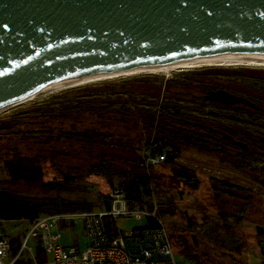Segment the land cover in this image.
Wrapping results in <instances>:
<instances>
[{"label":"water","instance_id":"95a60500","mask_svg":"<svg viewBox=\"0 0 264 264\" xmlns=\"http://www.w3.org/2000/svg\"><path fill=\"white\" fill-rule=\"evenodd\" d=\"M223 52H264V0H0V108L53 83Z\"/></svg>","mask_w":264,"mask_h":264},{"label":"rangeland","instance_id":"374dc122","mask_svg":"<svg viewBox=\"0 0 264 264\" xmlns=\"http://www.w3.org/2000/svg\"><path fill=\"white\" fill-rule=\"evenodd\" d=\"M242 69L250 68L209 67L179 71L169 75H138L94 83L68 89L15 107L1 114L0 118L10 116L14 112H19L21 115H15L14 118L26 116L27 112L34 114L33 111H35L36 107L39 108V111H42L40 113H43L47 106H51L54 112H58V110L68 106L69 103L75 105L74 109L82 111L88 106L104 105L106 101H115L111 108L119 109L121 101L128 100L130 102H127L126 106L129 109L134 110L138 106L144 110L143 101L149 100L146 97V93L142 94V92H153L148 86H161V88L170 86L168 92H164L166 95H164V101L172 104L178 101L173 97L177 92L173 87L179 86L183 81L192 77L189 74L204 70L213 72L210 73L211 80L215 82L217 87L221 84L220 86H225L232 90L243 89L244 91L262 92L260 88H264V72L260 71L261 76H259L257 75L258 72ZM83 88L88 89L79 90ZM182 91H178V96L183 97L179 103L192 108L199 106L201 99L191 101L190 93ZM195 114L197 115L198 113L195 112ZM80 117L83 118L82 121L76 123L73 127L70 123L65 122L62 127L55 129L57 132L62 129L64 131V134L62 133L63 136L66 134L71 136L67 139H57V142L63 140L62 142L64 143L67 140V142L72 140L84 144L85 142L83 141L90 140L89 142L92 145L104 143L114 146L115 149H122L128 153L125 154L127 157H129V152H134L135 150V153L142 156V161L147 158L148 152L142 147L143 137H137V131L120 127L114 122H108L109 135L99 131L95 132L90 125L96 121L87 119L85 115ZM56 118H59V115L50 119L54 120ZM85 119L87 120L85 121ZM34 121L39 126L43 125L42 127H47L50 124L48 122L42 123L43 116H39L38 119L35 118ZM27 127L30 129V127L34 128L35 126L29 125ZM49 127L52 129L53 125L51 124ZM20 128L22 126L19 124L18 129ZM23 129L25 130L26 128ZM73 131L79 136L73 137ZM57 132L54 135H57ZM103 138H107V140H103ZM25 139H27L25 142L30 141L28 142L29 146L34 144L32 135L28 134ZM38 141L35 142L39 143L37 146L43 142L42 139ZM50 142L51 145H57L55 141ZM3 145L4 141L0 140V155L6 152L2 148ZM26 146L27 144L25 146H17V150L25 153L27 150ZM61 153L63 154L64 150H60L58 154ZM217 153L205 154L192 149H184L174 159L173 166L175 168H186L189 172L196 173L202 178L204 177L211 181H226L247 190L248 196L244 194H239V198L224 196L219 200L213 197V191L211 190H209L210 192H203V189L199 187L196 189L179 187L178 185L170 187L172 184L170 180L171 167L173 166H165L161 163L150 167L152 173L160 175L161 181H158L159 185L151 187L149 196L143 199V206L133 207L150 211L155 209V216L167 231L171 241L182 240L184 242V246H182L197 262L193 263L180 255L174 254L176 264H264V245H258L252 238L247 239L245 237V233H254L257 229L264 232V173H260L261 165L250 162V164L246 163V169L244 170L235 169L231 163L225 162L224 158ZM61 161L46 159L40 162V178L43 182H64L74 188L90 192L92 195L100 193L108 195L109 198L114 189L123 188L117 182L109 183L106 178L95 174L61 173V170L64 172V169L67 168L66 163L63 164L64 161ZM57 168L60 172L56 170ZM10 174L1 157L0 181L9 180ZM243 202L248 203L247 211L240 213L239 210L242 208ZM168 210L173 211L176 216L159 213V211ZM144 222L145 219L135 220L129 217L116 218L114 223L118 231L126 233L134 227L142 226ZM26 229L25 225L17 221L0 220V237L17 239L18 241L23 240ZM60 232L61 242L64 246L78 245L80 248L83 247L84 237L78 223H74L73 226H62ZM27 247L35 255L36 247L33 239L28 240ZM17 260L31 261V254L28 251H24Z\"/></svg>","mask_w":264,"mask_h":264},{"label":"trees","instance_id":"16d2710c","mask_svg":"<svg viewBox=\"0 0 264 264\" xmlns=\"http://www.w3.org/2000/svg\"><path fill=\"white\" fill-rule=\"evenodd\" d=\"M210 73L213 72L204 70L191 73L189 75L192 77L188 80L185 79L186 81H183L179 86L173 87L177 90L173 97L178 101L172 104L164 101L166 96L164 92H168L170 86L162 88L161 86H148L153 92H142V94L146 93L149 100L143 101L145 111L138 106L134 110L129 109L126 103L130 101L124 100L121 101L119 109L111 108L115 101H106L101 106H88L82 111L74 109L75 105L69 103L68 106L58 110V112H54L51 106H47V109L40 113L42 111L36 107L33 111L34 114L27 112L26 116L14 118L15 115H21L19 112L13 111L14 113L10 116L0 118V140L4 141L2 148L6 150L0 155V160L2 157L4 165L11 173L9 180L0 181V220H33L42 215L68 214L108 208L110 203L108 195L100 193L92 195L90 192L74 188L64 182H43L40 178L39 164L46 159L64 161L63 164L66 163L67 168L64 169V172L61 170V173L95 174L106 178L109 183L117 182L123 187L119 189L124 193V199L129 206L144 205L143 199L149 196L151 187L159 185L158 181L161 179L159 178L160 175L152 173L151 168L144 167L142 156L135 153V150L129 152V157H127L125 155L128 154L127 152L104 143L92 145L90 140L83 141L84 144L72 140L69 142L67 140L64 143L63 140L56 141L71 136L66 134L64 137L62 129L58 132L55 129L62 127L65 122L70 123L72 127L75 126L76 123L82 121L83 118L80 117L82 115H85L89 120L96 121L90 125L95 132L107 134L109 132L108 122H114L120 127L137 131V137H143L142 147L148 152V156L164 154L165 158L162 165L165 166H173L174 159L181 150L192 149L205 154L219 152L217 154L224 158L225 162L231 163L235 169L244 170L246 163L250 164V162L261 165L260 173H264V143L250 144L243 149L230 143L212 144L201 135L198 128H193L187 123V120L196 121L198 119L197 115H194L197 107H187L179 103L182 99L177 97L178 91H187L191 96L211 89L216 84L211 80ZM86 89L88 88L79 90ZM260 89L264 91V88ZM196 99L200 100L201 97ZM191 101L196 100L192 97ZM56 115H59V118L50 119ZM39 116H43V124L45 122L50 124L47 127L37 125L34 119H38ZM31 120L33 121L28 122ZM19 124L22 126L20 129H18ZM51 124L53 125L52 129L49 127ZM29 125L35 127L29 129L27 127ZM54 131L57 132V135H54ZM28 134L34 137L32 146L28 145L30 141L25 142ZM75 136L79 135L73 131V137ZM39 139H42L43 142L37 146L39 143L35 142H39ZM103 140H107V138H103ZM50 141L57 142V145H51ZM26 144L25 153L17 150V146H25ZM60 150H64V153L58 154ZM56 170L59 171L58 168ZM171 172L172 184L170 187L178 185L193 189L199 187L203 189V192H210L209 190H211L213 197L219 200L224 196L231 198H239V194L248 196L247 190L226 181H211L202 178L183 167L175 168L173 166ZM247 206L248 203L243 202L239 212H246ZM159 213L176 216L170 210L159 211ZM146 227L158 228L159 223L149 218ZM245 237L247 239L252 238L258 245H264V232L259 229L254 233H245ZM170 242L173 254L180 255L193 263L196 262L183 247L184 242L182 240L176 239L174 242L170 239ZM16 245H18V240L12 239L10 246L13 250ZM47 259L48 257L39 248H36L34 260L37 263H44ZM13 264H31V261L16 260Z\"/></svg>","mask_w":264,"mask_h":264},{"label":"built area","instance_id":"2783aa9c","mask_svg":"<svg viewBox=\"0 0 264 264\" xmlns=\"http://www.w3.org/2000/svg\"><path fill=\"white\" fill-rule=\"evenodd\" d=\"M164 154L147 156L145 168L160 165ZM108 208L90 211L42 215L33 220H18L27 227L23 240L10 246L12 238L0 237V264H13L24 251L31 254V264H176L169 235L155 216V209L145 210L129 206L121 189L110 194ZM145 219L142 226L122 233L115 226L116 218ZM159 223L158 228L146 227L148 219ZM78 223L84 237V245L64 246L61 242V227ZM108 226V227H107ZM35 241L47 257L37 263L27 242Z\"/></svg>","mask_w":264,"mask_h":264},{"label":"flooded vegetation","instance_id":"af4514ba","mask_svg":"<svg viewBox=\"0 0 264 264\" xmlns=\"http://www.w3.org/2000/svg\"><path fill=\"white\" fill-rule=\"evenodd\" d=\"M242 70L258 72L257 75H260V71L264 72V70ZM216 90L241 97L249 104L239 102L229 105L204 98L207 91ZM191 96L195 99L201 97L202 101L196 111L198 119L187 120V123L193 128H198L209 143L235 145L233 142H239L245 145V147L237 146L242 149L250 144L264 143V91L232 90L225 86L213 85L211 89ZM177 97L183 99L181 96L177 95Z\"/></svg>","mask_w":264,"mask_h":264},{"label":"bare ground","instance_id":"6f19581e","mask_svg":"<svg viewBox=\"0 0 264 264\" xmlns=\"http://www.w3.org/2000/svg\"><path fill=\"white\" fill-rule=\"evenodd\" d=\"M209 67H244L250 69H264V52H223L174 62L102 72L88 76L78 77L75 79L65 80L38 88L25 95L18 97L7 105L1 107L0 115L15 107L33 102L35 100L53 94H58L72 88L138 75H169L170 73L174 72Z\"/></svg>","mask_w":264,"mask_h":264}]
</instances>
